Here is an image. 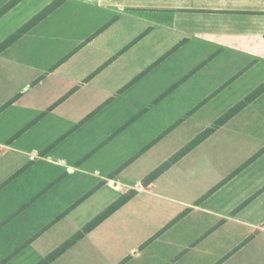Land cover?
I'll use <instances>...</instances> for the list:
<instances>
[{
    "label": "crops",
    "instance_id": "0c3cea01",
    "mask_svg": "<svg viewBox=\"0 0 264 264\" xmlns=\"http://www.w3.org/2000/svg\"><path fill=\"white\" fill-rule=\"evenodd\" d=\"M56 2L0 53L15 83L0 100V199L16 207L78 181L91 190L74 208L124 184L130 158L167 149L152 173L264 85V0H20L0 17V44ZM147 176L110 217L135 201L123 222L169 215L112 264H264V92ZM21 210L0 217V234Z\"/></svg>",
    "mask_w": 264,
    "mask_h": 264
},
{
    "label": "rangeland",
    "instance_id": "374dc122",
    "mask_svg": "<svg viewBox=\"0 0 264 264\" xmlns=\"http://www.w3.org/2000/svg\"><path fill=\"white\" fill-rule=\"evenodd\" d=\"M5 63V61L0 63V100L7 96L10 88L15 86L14 73L5 69ZM14 65L17 67L16 64ZM170 142L171 144L174 143ZM162 143V141L157 142V144ZM166 150L158 153L152 151L150 156L142 154L143 151L140 152L139 156L130 158L129 162L127 161L119 167V169L123 167L118 175L125 180L124 184L117 187L114 185L100 187L74 208L72 206L80 199L81 193L84 191L88 193L91 190L80 186L81 183L78 181L60 187L58 197L53 195L52 201L48 202L45 199L39 203H33L26 210L23 208L24 202L19 201V205L16 207L13 200L7 202L1 198L0 217L5 216V220L22 208L23 210L15 220L5 227V233L0 234V261L6 260L8 262L6 264H38L41 262L106 210L118 197L130 190L128 185H132V183L139 185V181L150 173L147 171L150 170L152 160L162 158ZM205 176L207 173L204 174ZM174 191L180 193V196H185V198L193 195L196 197L197 195L195 193L189 194L187 190L182 188H176ZM12 203L13 205H11ZM140 204L139 201H135L132 205L130 203L125 210L119 213L120 217H109L92 234L85 236L58 258L56 264L114 263L118 254L131 247L138 239L144 238L169 215V208L165 206L163 209L158 208L159 210L153 213L147 211V216H135L132 217L131 221L123 222L121 218L127 219L129 215L139 212ZM35 224H39L36 229L34 228ZM43 229L46 230L37 237L32 245L22 247ZM32 230L37 232L32 234ZM11 255L13 257L8 259Z\"/></svg>",
    "mask_w": 264,
    "mask_h": 264
},
{
    "label": "trees",
    "instance_id": "16d2710c",
    "mask_svg": "<svg viewBox=\"0 0 264 264\" xmlns=\"http://www.w3.org/2000/svg\"><path fill=\"white\" fill-rule=\"evenodd\" d=\"M18 1L20 0H12L4 7L0 9V17L4 15L9 9H11ZM59 3L56 2L37 16H35L32 20L18 29L15 33H13L10 37H8L5 41L0 44V53L5 51L8 47H10L13 43L19 40L24 34L30 31L33 27H35L40 21H42L47 15L53 12ZM264 92V85L257 89L254 93H252L248 98L239 103L236 107L230 110L227 114H225L222 118H220L212 127L205 130L203 133L198 135L193 141H191L187 146H185L182 150H180L177 154H175L172 158H170L167 162L161 165L158 169L153 171L147 178L144 180L145 185H149L153 181H155L161 174L167 171L173 164L187 155L191 150H193L196 146H198L201 142H203L207 137H209L217 127L223 125L227 121H229L236 113H238L241 109H243L249 102L253 101L256 97L261 95ZM234 175V174H233ZM232 177V176H231ZM227 178L224 180L218 187L213 189L208 195H211L215 190H217L220 186L228 181ZM136 190H131L128 193L124 194L117 201L111 204L106 210H104L100 215L94 218L90 223H88L82 230L77 232L74 236L64 242L60 247L51 252L46 258H44L38 264H51L56 259H58L61 255L67 252L72 246H74L78 241L84 238L88 233H90L93 229H95L98 225H100L103 221L109 218L113 213L119 210L122 206H124L128 201H130L135 194ZM207 195V196H208ZM206 197V196H205ZM169 227V226H168Z\"/></svg>",
    "mask_w": 264,
    "mask_h": 264
}]
</instances>
